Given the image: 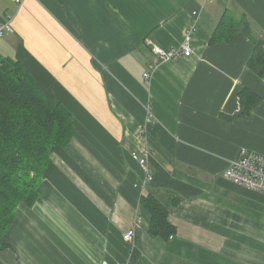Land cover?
<instances>
[{
	"label": "crops",
	"instance_id": "obj_1",
	"mask_svg": "<svg viewBox=\"0 0 264 264\" xmlns=\"http://www.w3.org/2000/svg\"><path fill=\"white\" fill-rule=\"evenodd\" d=\"M225 10L264 46V0H0L13 28L0 54L74 120L0 264H264V194L224 176L242 149L264 154V77L244 32L211 42ZM188 36L191 55L145 80L148 41L171 49ZM244 88L261 97L249 114ZM133 153L146 154L148 180ZM144 192L169 209V240L148 232Z\"/></svg>",
	"mask_w": 264,
	"mask_h": 264
},
{
	"label": "trees",
	"instance_id": "obj_2",
	"mask_svg": "<svg viewBox=\"0 0 264 264\" xmlns=\"http://www.w3.org/2000/svg\"><path fill=\"white\" fill-rule=\"evenodd\" d=\"M240 31L254 43L248 67L264 77V46L253 37L248 19L225 10L211 42L230 41ZM242 113L249 114L261 97L244 88L239 93ZM72 113L52 101L35 75L20 61L0 54V252L11 247L10 227L21 204L33 205L57 147L72 139ZM141 209L148 217V232L161 240L177 233L169 209L151 192H144Z\"/></svg>",
	"mask_w": 264,
	"mask_h": 264
},
{
	"label": "built area",
	"instance_id": "obj_3",
	"mask_svg": "<svg viewBox=\"0 0 264 264\" xmlns=\"http://www.w3.org/2000/svg\"><path fill=\"white\" fill-rule=\"evenodd\" d=\"M21 0H16L19 3ZM197 12H194L196 14ZM11 23L6 20H0V38L4 37L8 32H12ZM152 52V59L147 65V70L144 72V78L148 82L151 79L152 73L160 62L177 59L181 56H189L192 53L189 36L187 41L179 48L164 49L159 45L148 41ZM133 157L139 161L146 172V180H148L152 171L147 164L146 154L143 156L133 153ZM224 176L243 187L260 192L264 194V154L257 151L242 149L239 156L233 159L229 166L224 171ZM141 221V216L138 217L137 222ZM135 236V229L127 230L123 237L126 242L132 243ZM108 264V263H104ZM115 264H124L117 262Z\"/></svg>",
	"mask_w": 264,
	"mask_h": 264
}]
</instances>
